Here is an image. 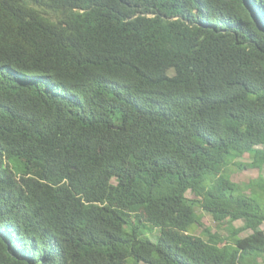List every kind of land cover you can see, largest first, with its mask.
Masks as SVG:
<instances>
[{
  "label": "trees",
  "instance_id": "obj_1",
  "mask_svg": "<svg viewBox=\"0 0 264 264\" xmlns=\"http://www.w3.org/2000/svg\"><path fill=\"white\" fill-rule=\"evenodd\" d=\"M263 165L264 0H0V264H260Z\"/></svg>",
  "mask_w": 264,
  "mask_h": 264
},
{
  "label": "rangeland",
  "instance_id": "obj_2",
  "mask_svg": "<svg viewBox=\"0 0 264 264\" xmlns=\"http://www.w3.org/2000/svg\"><path fill=\"white\" fill-rule=\"evenodd\" d=\"M236 162H238L239 165H247L251 162L250 157L247 154H244L240 159H238ZM227 174L229 176V179L237 184L240 185V187L243 186V184L247 183L249 180H252L256 178L259 174L264 176V165L262 166L261 171L259 172L256 169H246V167H243V169H239L236 166H228L227 168ZM245 191V190H244ZM186 197L188 199H192L193 195L190 193L186 194ZM195 212L200 217L201 225L197 226L195 225L191 232L195 236H202V231L204 229L209 230L210 232H218V234L225 236L227 234V223L226 221L222 222V224L218 225L213 221L212 217L204 212L201 209L195 208ZM242 221L238 220L232 223V225L236 228L240 227L242 225ZM264 231V223L260 227ZM148 235L146 236L148 239L155 241V236L157 235L156 230H152L151 233L147 230ZM250 231H246L240 234V237H244L247 234H249ZM258 262L260 264H264V257L258 259Z\"/></svg>",
  "mask_w": 264,
  "mask_h": 264
}]
</instances>
